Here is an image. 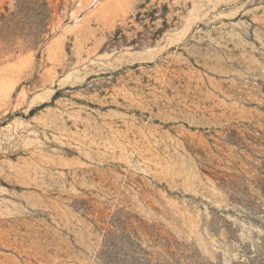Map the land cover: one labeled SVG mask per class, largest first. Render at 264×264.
<instances>
[{
    "label": "rangeland",
    "instance_id": "1",
    "mask_svg": "<svg viewBox=\"0 0 264 264\" xmlns=\"http://www.w3.org/2000/svg\"><path fill=\"white\" fill-rule=\"evenodd\" d=\"M0 264H264V0H0Z\"/></svg>",
    "mask_w": 264,
    "mask_h": 264
},
{
    "label": "trees",
    "instance_id": "2",
    "mask_svg": "<svg viewBox=\"0 0 264 264\" xmlns=\"http://www.w3.org/2000/svg\"><path fill=\"white\" fill-rule=\"evenodd\" d=\"M42 7L45 8L46 12L48 13V8H47V3L46 2H42ZM150 18L153 19V15H150ZM43 26V30L44 31H40V32H32L30 33V37L33 39V40H39L41 39L44 35L48 34V30H47V24L46 23H43L42 24Z\"/></svg>",
    "mask_w": 264,
    "mask_h": 264
}]
</instances>
